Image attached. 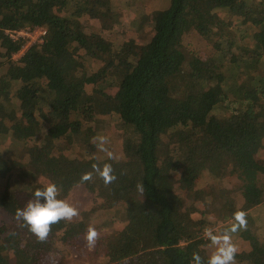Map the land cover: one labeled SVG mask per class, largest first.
Listing matches in <instances>:
<instances>
[{
    "label": "trees",
    "instance_id": "16d2710c",
    "mask_svg": "<svg viewBox=\"0 0 264 264\" xmlns=\"http://www.w3.org/2000/svg\"><path fill=\"white\" fill-rule=\"evenodd\" d=\"M119 16L115 0H0V264H194V252L206 262L204 229L224 232L237 211L247 227L236 264H264V0H169L131 21L148 27L144 42L115 44L90 24L110 31ZM33 27L44 41L14 59L25 40L7 31ZM188 30L206 56L184 49ZM103 119L118 134L115 159L92 143ZM104 164L117 177L108 185L93 169ZM203 174L234 175L237 193L196 187ZM49 183L58 199L83 184L97 200L39 242L16 211ZM102 212L113 231L93 221ZM82 246L88 263L74 260Z\"/></svg>",
    "mask_w": 264,
    "mask_h": 264
},
{
    "label": "rangeland",
    "instance_id": "374dc122",
    "mask_svg": "<svg viewBox=\"0 0 264 264\" xmlns=\"http://www.w3.org/2000/svg\"><path fill=\"white\" fill-rule=\"evenodd\" d=\"M169 0H115L116 9L118 10L120 16L119 21L115 25V28L108 30H102L100 29V25L97 21H92L90 24L95 27V29L100 32L102 37H105L107 39L113 40V43L120 44L124 39L128 36H136L137 40L139 41H147V37L145 36L146 30L148 31L147 26H143L142 30H136L131 24V21L137 18H143V15L147 14L149 11H153L159 8H163L167 5ZM212 38V36H210ZM206 42L205 39L202 36H199L194 30H188L184 35L182 39V45L184 49L187 51H196L201 56H206ZM19 57V55L15 54V58ZM14 58V59H15ZM107 119L100 120L97 124V130L99 131V135H103L108 137L110 143L107 145L109 150L115 155H120L119 150V138L117 132L114 131L113 128V121ZM106 153L104 152V155ZM261 159V158H259ZM16 179L21 184H28L33 181L30 177H23L20 175V173H16ZM6 179L0 178V183H4ZM43 179H40L38 181H34V185H41L43 182ZM2 186V185H1ZM196 187H200L203 189H208L209 186H215L216 190H219V188H227L231 190H235V193H237L236 188L238 186V181L235 178L234 175L226 176V178H222L219 180L213 179L208 174H203L196 182ZM1 190V187H0ZM95 200V194L87 191V189L84 187L83 184H78L70 191L67 199L69 204L76 207L79 211V216L75 217L73 220H79L83 218L84 214H86L90 209L92 208L93 204L96 202ZM199 205V203H197ZM257 209V208H255ZM252 210L251 214L256 218L257 223L259 215V210ZM99 216V217H98ZM210 216V215H209ZM103 217V218H102ZM107 217L104 212L99 213V215H93V221L96 222V218L98 220L97 225H100L103 227V231H113L115 226H118L117 221H107ZM211 218L213 216H210ZM3 216L0 215V222H2ZM101 220V221H100ZM223 233V232H222ZM221 234V233H217ZM233 242H236L237 237L235 236V233L232 235ZM239 241V240H238ZM83 243L86 245V241H83ZM240 245V244H239ZM89 250L85 248V246H82V248L77 249L75 252H77L78 257H76L74 254V260L75 261H84L83 258L87 254ZM68 264H74V261H71V259H67ZM88 263V262H87Z\"/></svg>",
    "mask_w": 264,
    "mask_h": 264
},
{
    "label": "clouds",
    "instance_id": "9594fccd",
    "mask_svg": "<svg viewBox=\"0 0 264 264\" xmlns=\"http://www.w3.org/2000/svg\"><path fill=\"white\" fill-rule=\"evenodd\" d=\"M92 143L96 144L99 150L105 152L109 159H115L114 154L109 150L107 145L110 143L108 137L99 135L93 138ZM94 171L101 177L105 185L114 182L117 177L111 164H104L101 169L93 165ZM92 173H86L82 179L91 180ZM140 194L145 193L143 183L137 185ZM60 189L55 183H49L43 189H37L34 192V198L29 200L22 209H17L16 218L23 221L24 227L33 233L39 242H45L52 231V226L61 221L71 222L79 216L76 207L69 204L63 199H58ZM43 199V203L41 200ZM233 223L223 233L216 234L211 228L204 229V236L208 238L215 251L205 262L198 254L193 253L194 264H236V255L238 248L233 242L232 235L247 227L246 213L237 211L233 216ZM100 238V233L93 227H90L85 236L86 246L92 250Z\"/></svg>",
    "mask_w": 264,
    "mask_h": 264
},
{
    "label": "built area",
    "instance_id": "2783aa9c",
    "mask_svg": "<svg viewBox=\"0 0 264 264\" xmlns=\"http://www.w3.org/2000/svg\"><path fill=\"white\" fill-rule=\"evenodd\" d=\"M7 33L12 39L21 38L25 40L22 49L17 53L20 56L30 45L40 44L44 41L46 29L44 27L22 28L15 31H7ZM13 57L15 58V54Z\"/></svg>",
    "mask_w": 264,
    "mask_h": 264
}]
</instances>
